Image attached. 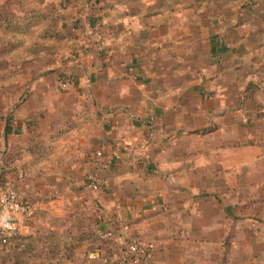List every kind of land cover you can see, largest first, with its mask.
<instances>
[{
	"label": "crops",
	"instance_id": "crops-1",
	"mask_svg": "<svg viewBox=\"0 0 264 264\" xmlns=\"http://www.w3.org/2000/svg\"><path fill=\"white\" fill-rule=\"evenodd\" d=\"M101 1L113 9L96 10L92 4ZM66 2L67 23L73 22L66 27L84 26L89 37L82 42L81 74L70 83L80 91L60 95L83 101L53 109L67 119L64 155L72 162L60 174L87 175L85 154L104 152L102 191H90L83 180L80 193L99 205L98 231L129 225L155 244L154 264H218L223 258L264 264L263 229L248 217L264 209V0H222L226 7L218 14L212 5L221 0L200 1L195 26L186 33L180 25L172 45L180 61L185 51L197 58L192 78L184 70L174 76L155 71L150 46L158 43L145 36L153 31L151 19L169 17V0H159L154 15L152 0ZM206 6L213 10L200 16ZM102 37L106 49L97 53ZM43 109L26 103L5 147L47 126L55 134L62 124L43 123ZM4 183L11 184L10 176ZM100 248L112 264L121 259L119 247Z\"/></svg>",
	"mask_w": 264,
	"mask_h": 264
},
{
	"label": "rangeland",
	"instance_id": "rangeland-1",
	"mask_svg": "<svg viewBox=\"0 0 264 264\" xmlns=\"http://www.w3.org/2000/svg\"><path fill=\"white\" fill-rule=\"evenodd\" d=\"M169 1L172 2L168 3L169 17L161 23L151 19L153 31L145 36L158 43L150 46L153 48L150 54L156 58L153 60L155 71L174 76L184 70V76L192 78L198 65L197 58L185 51L180 61L179 50L172 49V45L179 42V27L184 25L187 33L195 26L194 12L197 13L198 7L203 5L201 0H178L176 12V2ZM203 1L205 4L209 2ZM152 2L154 15L160 2ZM101 3L92 5L96 10L102 6L112 7L111 3ZM179 4L184 9L179 8ZM69 5L66 0H0V183L4 185L6 176H10L11 184L37 207L36 218L23 231L34 233L28 251L19 258H12L0 246V264H111V261L104 263L89 259L91 252L108 247L109 242H100L96 236L99 205L90 196L80 194L84 190L86 175L81 171L67 179L60 174L64 166L72 162L64 155V146L68 144L63 141L67 130L63 125L67 119L61 118L53 109L63 107L65 102L75 107L83 101L79 95L69 96L66 100L65 97L60 99V95L69 90L80 91L77 87L71 88L70 83L81 74L78 65L80 56L85 53L82 42L89 37L84 26L66 27L73 24L67 23ZM212 6L217 14L224 12L226 7L223 2ZM180 9L187 11L181 18L183 24L179 21ZM203 10L200 16H205L213 8L206 6ZM164 21L166 24L159 30ZM90 23L93 24V20ZM164 26L168 31L163 29ZM159 32L162 37L156 35ZM166 32L170 35L163 38ZM102 41L104 45L96 48L97 53L106 49L104 37ZM28 102L44 108L45 113L38 115L44 119L43 123L55 122L62 126L57 127L58 133L55 134H51L47 126L13 137L5 147V137L10 139L16 116H20ZM90 155L85 154L87 161ZM69 182L75 185L69 188ZM248 217L259 223L261 229L257 230L263 229L264 237V209L249 211ZM103 256L108 257L106 253ZM218 264L230 263L223 258Z\"/></svg>",
	"mask_w": 264,
	"mask_h": 264
},
{
	"label": "built area",
	"instance_id": "built-area-1",
	"mask_svg": "<svg viewBox=\"0 0 264 264\" xmlns=\"http://www.w3.org/2000/svg\"><path fill=\"white\" fill-rule=\"evenodd\" d=\"M103 45L101 41L99 47ZM88 161L90 170L86 175V185L90 191L97 193L103 189L101 170L107 164V158L104 152L99 151ZM36 214L37 207L27 201L15 186L12 184L0 186V241L2 244L23 234L26 226L36 218ZM97 235L103 242H109L122 250L121 259L113 264H154L155 244L145 242L136 236L129 225L119 223L118 231H97ZM89 259L104 263L111 261L103 256L101 248L91 252Z\"/></svg>",
	"mask_w": 264,
	"mask_h": 264
},
{
	"label": "trees",
	"instance_id": "trees-1",
	"mask_svg": "<svg viewBox=\"0 0 264 264\" xmlns=\"http://www.w3.org/2000/svg\"><path fill=\"white\" fill-rule=\"evenodd\" d=\"M0 182H2L0 180ZM3 184L0 183V186ZM37 216V214H36ZM34 233H23L20 236L16 238L9 239L6 244H2L0 241V246L6 251L8 255H10L12 258H19L20 256H23L29 248V244L31 243V240L33 238ZM97 239L102 242V240L99 239L98 235L96 234Z\"/></svg>",
	"mask_w": 264,
	"mask_h": 264
}]
</instances>
